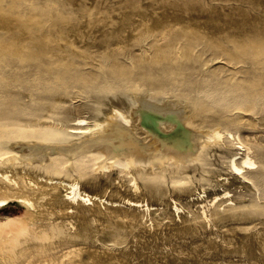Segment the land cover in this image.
I'll return each mask as SVG.
<instances>
[{
    "label": "rangeland",
    "instance_id": "374dc122",
    "mask_svg": "<svg viewBox=\"0 0 264 264\" xmlns=\"http://www.w3.org/2000/svg\"><path fill=\"white\" fill-rule=\"evenodd\" d=\"M123 78L131 79L127 89L159 91L197 113L203 129L232 131L251 148L250 182L229 167L235 153L238 164L243 156L236 139L208 146L199 161H168L152 181L141 171L136 192L118 168L85 175L70 168L71 177H59L102 200L70 206L60 189L30 211L19 202L0 207V264H264V0H0V125L8 133L11 122L44 119L53 93L57 111L89 119L92 96L109 85L120 91Z\"/></svg>",
    "mask_w": 264,
    "mask_h": 264
},
{
    "label": "bare ground",
    "instance_id": "6f19581e",
    "mask_svg": "<svg viewBox=\"0 0 264 264\" xmlns=\"http://www.w3.org/2000/svg\"><path fill=\"white\" fill-rule=\"evenodd\" d=\"M122 60L125 61L126 59H122ZM90 65L93 68L89 66L88 69L93 70L96 64L90 63ZM114 70L112 71L110 69L111 73H113ZM63 73L64 71H62V73L58 75L60 76L59 80H63V77H62ZM79 73H80L79 70L78 72L76 70L75 74L78 75ZM104 73H106V71H104ZM121 73H122V70H121ZM106 74L103 75L105 76V78H106ZM72 77L75 78L74 76ZM100 78L102 80V77ZM129 78H131V76ZM117 79H115V81ZM126 79L123 78L121 79V81L119 80L120 82H118V84L121 90L118 92L115 91V93L113 90H110L109 88L110 85L108 87V84H110L108 82L107 84L108 89H105L106 91L104 90L105 94H102V95H99L101 93L96 94L98 92L97 89L101 87L100 86L101 84L97 83L99 84L100 87L99 86L97 87V84H96V87H97L96 93H95L96 95L92 96L93 102L95 105L88 106L89 111L93 114L92 117L89 119L80 118V117H75V118L67 117L63 115L64 112L62 111L61 108H59L61 109V111L60 110L57 111V109H55L57 107L54 106L55 104L53 105V102L57 101V99L59 98V95L57 93H53V94H49L48 98H47V95L45 96V99L51 100V103L50 104L48 103L42 106L41 111L39 110L40 112L43 113V115H45L44 119H42L43 117H37L34 120L27 119L25 120V122L30 121L28 125L27 124L25 125V122L23 121L24 123H22L23 125H21L20 127L18 126L19 124L15 125L17 123L11 122V126H13L15 130L12 129L13 131L10 130L9 133L7 132L6 129L3 128L4 127L3 124H1L3 126L0 125V207L4 205L6 206L12 202H17V203L19 202L22 206H25L27 208V211H30V209L36 208L35 202L37 199H39V197H42V198H45L46 200L51 201L56 196H59L60 189H63L65 191L64 198L62 199L70 206L71 205H90V204H93L94 200L101 201L102 199L98 197L96 194H92L90 192H87L86 190H83L79 182L76 179H72V180L67 179V181L64 180L65 178L61 179L62 177L60 176V174L64 173L66 174V176L70 175L69 169L74 168V167H76L74 168V171L77 172L76 174L79 173L82 175H85L87 173V170L89 169L91 172L94 173V172H104V171L111 170L113 168H118V170L119 169L121 170L119 171L120 173L127 172L128 174L131 175L130 181L128 182L131 183L133 190L136 192L139 190L138 180L140 179L139 177H140L141 171H144L145 173H147L146 174L147 178L150 179V181H152L155 179V177L158 176L160 172L164 173V170L166 169L164 167L168 163V161L174 160V162L181 163L183 165L185 163L192 162L193 160L199 161L200 160L198 159L199 156L202 155L203 152L205 153V149L206 148L208 149V146L209 147L214 146V145L218 146L220 143L224 142V139H228L232 141L236 139L234 137V133L232 134L231 133L232 131H229V129H227L228 131L222 130L220 127H217V126L215 128H212L211 126L212 129H203V127L196 120V117H198L197 113L196 114L194 113L191 115L189 113H192V111L188 113L183 107H181L182 104L180 105V103H178L177 101L175 102L171 100L172 101L171 102L169 100L156 97L159 91L155 93L156 96L153 95L154 93L152 94L153 95L152 96L148 91L143 92V93H141L142 90L141 92L140 90L136 91V88H134L133 86H131L132 88H134L133 90L125 88V86H128L125 84L128 82V80H131V79L126 80ZM53 80H54V77H53ZM104 80L107 81V79H104ZM103 81L101 82L103 83ZM109 81L112 82L113 80H109ZM132 81L130 82L131 84H132ZM65 82H67V78ZM75 82H74V85H75ZM105 83L106 82H104V84ZM116 85L117 83L115 84V86ZM89 86L92 87L91 85H88V88ZM72 87L74 88L77 87V89L79 88L78 86H72ZM81 87H80V90L82 89ZM102 89L101 90L99 89V90L103 92ZM154 89L152 90L154 91ZM90 91H92L91 88H90ZM90 91L88 89L89 93ZM111 91L112 93L109 94ZM71 94L69 93L68 96H70ZM27 96L31 97L30 94ZM63 105L65 104H62L61 106ZM191 106H194V105H191ZM249 106L250 108L246 106L247 111L251 109L252 105L250 104ZM35 111L38 112V110H35ZM4 112L5 111H3V113ZM30 114H33V113H30ZM37 114L39 115L40 113H37ZM9 115H6V117L7 116L11 117V115L10 116ZM15 116L16 115L14 113V117ZM27 116L29 115L27 114ZM208 122H210V120ZM193 131H195L194 134H192ZM236 137H237L236 140H238V143L240 144L239 147L243 151L242 153L243 156L240 158L241 160H239L238 158V160L240 161V163L238 164L236 161L237 159L236 155L238 153L237 154L235 153L234 156H232V159L230 158L231 160H230L229 167H230L231 172L234 175H240V177L244 180L245 183H249L251 178H249V176L246 177L245 174L251 173L252 170L255 173L254 169L257 166H256V163L250 158L251 156H249L251 148L244 147L242 143L240 142L238 136ZM200 143H202L201 146H200ZM180 169H182V166ZM40 170H45V172H49V174L55 175L57 177L55 178V177H52V175L49 176L46 174L42 175L39 172ZM133 171L135 172L133 173ZM143 175L144 174H142V176ZM158 178L160 180L161 177H158ZM177 178L178 177H176L175 179ZM181 178H183V175ZM252 178H253V175H252ZM168 180H170V178ZM163 182L165 183L166 180H163ZM184 182H186V184L189 183L187 180ZM181 183H182L181 185L185 184L183 182ZM177 184H174L173 186ZM224 190H225V193H224L223 198H226L228 196V192H226V189ZM200 194L201 193H199V195ZM210 201L208 202L211 203ZM125 202L129 203L132 206H136V205L145 206L144 210L146 211L149 210L148 204L140 205L141 203L138 204L137 202H132L128 199ZM107 203H109V205L116 206L115 202L108 201ZM70 206L67 208V210L70 209ZM173 207L177 212L180 210V208L175 205Z\"/></svg>",
    "mask_w": 264,
    "mask_h": 264
}]
</instances>
